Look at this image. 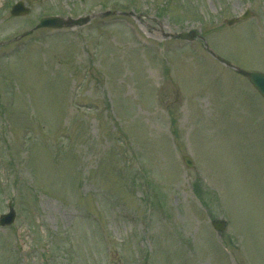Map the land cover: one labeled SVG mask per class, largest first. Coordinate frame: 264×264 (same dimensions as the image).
Returning a JSON list of instances; mask_svg holds the SVG:
<instances>
[{
    "label": "rangeland",
    "instance_id": "obj_1",
    "mask_svg": "<svg viewBox=\"0 0 264 264\" xmlns=\"http://www.w3.org/2000/svg\"><path fill=\"white\" fill-rule=\"evenodd\" d=\"M212 54L264 72V0H0V264H264V100Z\"/></svg>",
    "mask_w": 264,
    "mask_h": 264
},
{
    "label": "water",
    "instance_id": "obj_2",
    "mask_svg": "<svg viewBox=\"0 0 264 264\" xmlns=\"http://www.w3.org/2000/svg\"><path fill=\"white\" fill-rule=\"evenodd\" d=\"M28 13H29V10L25 8L23 3L17 4L13 8V11H12L13 16H23V15H27ZM86 21L87 20H79V21L69 20L68 22H64L58 18H52V19L43 20L39 28H62L65 25H81L85 23ZM182 37H185V36H182ZM238 72L250 78V81L252 82L253 86L257 89L260 95H262V97L264 98V74L262 73L259 74L257 72L249 73L243 70H238ZM185 161L187 162L189 167H192V164L190 163V161H188L187 158L185 159ZM14 221H15V213L12 211L10 215L3 216L1 218L0 223L2 226H5V225L13 224ZM213 226L217 231L222 232L225 230L226 223L221 222V221L220 222L216 221L213 223Z\"/></svg>",
    "mask_w": 264,
    "mask_h": 264
}]
</instances>
